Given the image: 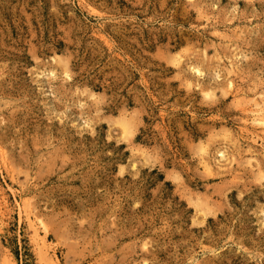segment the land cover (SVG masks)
Segmentation results:
<instances>
[{"label":"rangeland","instance_id":"rangeland-1","mask_svg":"<svg viewBox=\"0 0 264 264\" xmlns=\"http://www.w3.org/2000/svg\"><path fill=\"white\" fill-rule=\"evenodd\" d=\"M0 264H264V0H0Z\"/></svg>","mask_w":264,"mask_h":264}]
</instances>
